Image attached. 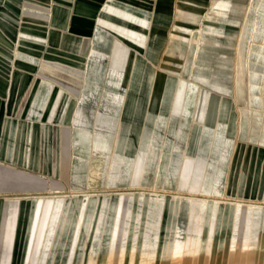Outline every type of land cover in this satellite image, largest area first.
<instances>
[{
  "label": "rangeland",
  "instance_id": "374dc122",
  "mask_svg": "<svg viewBox=\"0 0 264 264\" xmlns=\"http://www.w3.org/2000/svg\"><path fill=\"white\" fill-rule=\"evenodd\" d=\"M36 1L45 7L51 5V0H21V3L30 6ZM131 1L142 3L140 8L148 12L150 22L159 28L154 31V37L150 38L151 30L134 33L119 29L124 33L122 38L135 46L117 42L116 66L111 65L108 45L97 47V50L90 47L87 54L102 56L101 53H106L110 62L98 63L99 59L88 58L82 70L106 72L107 85H111V80L115 79L111 75L116 73L119 82L114 85L123 86L127 91L133 87L130 77L134 65L125 61L127 57L131 54L153 55L150 62L142 64L139 84L152 88L149 109L145 106L144 95L139 96L136 107H131L130 95H107L106 98H118L121 115L116 119L108 99L99 102L95 96H85L79 101L89 107L85 113L89 114L90 125L84 130L92 136L93 149L88 154L87 174L71 179V182L87 184V191L67 188L66 181L57 176L41 177L0 167V264H152L153 260L147 259L146 255L158 250V245L174 241L175 225L178 226L180 246L188 239L204 242L201 223L204 211L195 208L194 200L209 204L221 202L222 207L231 211L239 202L242 206L237 208V214L242 217L251 214L253 221L245 232L242 223L235 222L232 239L239 242L243 234L258 238L261 249L253 242L251 246L256 250L245 256V262L252 264L259 256L264 258V211L259 208L264 206V106L250 103L252 91L248 87L252 78H257L258 83L264 78V48L261 47L264 38L255 35L252 40L249 31L246 32V45L238 40L230 50L212 47L209 39H204L206 44L200 45L198 0ZM103 10L113 20L142 27L133 16L123 20L122 13L117 10L105 7ZM98 24L105 23L99 20ZM48 33L50 37L52 32ZM102 35L107 39L112 37L109 32H102ZM14 39L15 34L11 41L15 54L18 41L14 46ZM63 39L61 36L60 50L67 47ZM21 41L23 44L18 47L17 55L23 45L27 53L37 46L34 40ZM78 51L79 47L76 48ZM239 52L242 58L249 57L250 71L241 79V85L235 80ZM42 64L54 70L64 69L60 64ZM27 65L18 60L0 62V74L8 76ZM172 81L179 86L171 87L166 98L168 105H165L162 94ZM199 85L198 102L189 104L192 91ZM254 93L261 95L264 103V84L260 89H254ZM210 95L209 108L220 105L221 109L212 111L206 122L204 114ZM12 98L0 95V119L4 115L13 116L14 112L7 109ZM227 105L234 111L224 110ZM99 115L106 117L108 125H103L98 117L93 119ZM114 123L120 125L112 126ZM231 123L235 129L240 127L236 129L237 134L236 130L231 132ZM1 129L0 124V137ZM26 129L29 131L28 127ZM16 134L18 138L22 137L23 128H18ZM110 135H114L111 152H100L101 147H108L104 136ZM117 135L123 140L122 158L115 157ZM100 138L101 143L98 142ZM191 167V188L184 192L179 185L186 184ZM114 187L117 189H112ZM251 203L259 207L249 208ZM62 211V221L58 222ZM129 213L131 221L124 226ZM259 219H262L261 223ZM163 220L166 229L160 236L155 226L161 227ZM226 231L231 233L230 228ZM209 232V240L213 241V224ZM217 240L228 242L224 236ZM203 254L199 259L205 258ZM238 256L236 253L235 264L239 261ZM161 262L195 264L196 260L184 257Z\"/></svg>",
  "mask_w": 264,
  "mask_h": 264
},
{
  "label": "crops",
  "instance_id": "0c3cea01",
  "mask_svg": "<svg viewBox=\"0 0 264 264\" xmlns=\"http://www.w3.org/2000/svg\"><path fill=\"white\" fill-rule=\"evenodd\" d=\"M142 5L131 0H51V5L45 7L37 1L29 6L25 2L21 3V0H0V62L12 63L18 60L28 64L19 71L8 73V76L6 73L0 74V95L13 97L7 109L14 112L13 116L4 115L0 119L2 169L48 178L57 176L66 181L64 184L67 188L80 191L89 189L85 183L71 182V179L87 174L92 141V136L84 130L85 126L90 125L89 114L85 113L89 107L79 101L85 96H95L99 102L108 99L113 105L116 119L121 115L118 111V100L106 98L107 95H130L131 107H136L139 96L144 95L145 106L149 109L152 88L139 84L142 64L150 62L153 55L131 54L127 57L125 61L134 64L130 77L133 87L127 91L123 86L114 85L118 83L116 73L111 75L115 77L111 80V85H107L106 72H87L82 68L88 58L99 59L98 63L110 62L106 53H101L104 54L102 56L87 54L88 48L97 50V47H107L113 40V36L110 39L103 37L102 32H108L98 24L99 20L111 26L124 46L134 47L135 44L124 40V33L119 29L131 30L134 33L151 30L150 38L154 37V31L159 28L150 22L148 12L140 8ZM104 7L122 13L123 20L134 17L142 23V27L113 20L107 12H103ZM198 14L201 18L200 45L206 44L204 39H209L212 47H225L230 50L238 40H242V45H246L245 32L254 29V38L255 35L264 38V0H198ZM48 32H52L50 37ZM14 34V46L17 41L26 39L36 41L37 46L31 53L26 52L24 45L19 55L12 53L11 41ZM61 36L63 41H66L65 50H60L59 47ZM100 38L106 39L107 43L101 42ZM78 47L79 51L76 52ZM261 47L264 48V45ZM262 58L264 59V55ZM243 59L244 63L249 64V57ZM42 63L60 64L64 69L54 70ZM130 72L131 67L128 76ZM218 110L217 107L212 109ZM231 110L234 111V108L227 105V111ZM95 117H98L103 125H108L105 116H94L93 119H96ZM118 124L120 125H111ZM20 127L23 128V136L18 138L16 133ZM116 137L115 157L122 158L123 140L118 135ZM104 138L108 147L99 149L107 154L111 152V140L114 135ZM98 142L101 143L102 139ZM106 163L107 161L105 172ZM104 189L108 190L105 187ZM112 189L116 190L117 187Z\"/></svg>",
  "mask_w": 264,
  "mask_h": 264
},
{
  "label": "bare ground",
  "instance_id": "6f19581e",
  "mask_svg": "<svg viewBox=\"0 0 264 264\" xmlns=\"http://www.w3.org/2000/svg\"><path fill=\"white\" fill-rule=\"evenodd\" d=\"M101 27L106 28V31L111 33L113 36V40H112V42H110L109 49H110V56L112 59L111 65L116 66L118 64L117 60H116L117 59L116 56H117V52H118L117 42H120L121 40L119 39V35L113 31V29L111 28V26L109 24H103V25H101ZM253 28H255V27L253 26ZM255 32H256L255 29L251 30L250 36H251L252 40L254 39L253 35L255 34ZM245 34H246V32H245ZM100 41L107 43V40L104 38H102ZM22 44H23L22 41L19 40L17 47L15 49V54L18 52V47L21 46ZM238 54H239V59H238L237 65L235 66L238 70V73L236 74L235 80H236L237 85H241L240 84L241 79H243L245 73L247 75H249L250 71L248 68L249 64L246 62L245 63L243 62L244 59L241 57L240 52ZM260 78H261V76H260ZM118 79H119V77H118ZM125 79L126 78H124V83H125ZM200 82L204 83V80L201 79ZM259 82H260V80H259ZM263 84H264V78L260 83H258L257 78H252V80H250L248 83L249 90L252 91V94H250V97H249L250 103H256L261 107L264 106V103L262 102V96L254 93V89H260ZM174 86H176V88L179 86V85L177 86L176 81H172L171 84L166 85V88H165L166 90L162 94L163 95L162 97L164 99L163 102L166 103L165 105H168L166 98L169 97L168 94H169V92L172 91L171 87L174 88ZM196 86H198V84L195 85V87ZM199 91H200V85H199V87H197V89L194 88V90L192 91L193 92L191 95L192 97L189 98V101H188L189 104H191L193 101H194V104H196L198 102ZM259 93H261V92H259ZM193 96H195V97H193ZM210 99H211V95H210V97H208L207 110L204 114V120L206 122H208V118L211 116V113H212V109L209 108L210 107ZM185 105H187V104H185ZM164 108H166V106ZM217 108L219 109L218 110V112H219L221 109L220 105L217 106ZM226 109H227V106L224 108V110H226ZM259 110H261V109H259ZM225 119H226V116H225ZM226 121L228 122L229 119H227ZM242 123H243V121H242ZM230 128H231V132H233L234 130H236L237 128H240V127H237L235 129L233 127V124L231 123ZM94 131H96V130H94ZM237 131L238 130H236V134H237ZM202 132H203V130H202ZM115 145H116V142H115ZM255 145H256V143H255ZM92 149H93V144L91 142L90 151ZM192 174H193V168L191 167L189 169V171L187 172L186 184L185 185H179V187L182 191L187 192L191 188L190 184H191V180H192ZM10 177H12V176H10ZM242 177L244 178V174L242 175ZM246 178H247V176H246ZM262 194H264V190H263ZM189 198L193 204V199L191 197H189ZM176 199H178V197H175V200ZM194 201L195 202L193 205L195 206V208L199 207V209H201V211H204V218L201 219L202 226H204V242L202 243V242H199L197 240L188 239L187 241H183L182 246H180V244L178 243V240H177L178 239V226L175 225V227H174V241L171 244H167L164 246H163V244L158 245V248H157L158 250L153 251V253L151 255L150 254H147L148 256L146 255L147 259H152L153 260L152 264H161L162 263L161 261H165V260H169V259L170 260H175V259L181 260L184 257L194 258L196 260L195 264H235V254L238 253L239 254L238 260L239 261H237L238 263L237 262L236 263L237 264H248L245 262V256L247 254H252L256 250L253 246H251V244L253 242L258 243V245H259L258 248H259V250L261 249V245L259 244V239L258 238H256V239L250 238V237L246 236L245 234H243L242 237L240 238L239 242H236V240L232 239V230H233V227H234L235 222H236V224L242 223V225L244 227V232H245L246 228L253 221L252 215L246 214L244 217H242L241 215L237 214V208L242 206L239 202L236 203L235 209L233 211H231V209H225V207H222L221 202H214L213 201L209 204L204 200H194ZM248 207L249 208H255V207L258 208L259 205L255 204V203H251L248 205ZM259 208H262L264 211V206H261ZM238 213H239V211H238ZM263 214H264V212H263ZM59 215L60 216H59L58 222H61L62 218H63V211H62V213H59ZM213 217H216V219H214ZM127 219H128V221H127ZM130 219H131V215L129 213V214H127V218H126V221L124 222V226H126L127 223L131 221ZM259 220L261 223L262 219H259ZM122 221H121V223H122ZM211 224H213L215 227V237H214L213 241L209 240V233H210L209 229H210ZM229 228L231 230V233L226 231V229H229ZM165 229H166V226H165L164 220L162 221L161 227L155 226V230L159 233L160 236H161L162 232L165 231ZM7 230H6L5 236H7ZM220 236L226 237L228 239V242L225 243V240H224V242H218L217 239ZM159 241H160V239H159ZM236 243H239V245L237 246ZM141 251H143V250H141ZM203 253L205 254V258L199 259L201 254H203ZM198 260H199V262H197ZM263 261H264V258L262 256H259L255 260V262L252 264H263ZM179 264H180V262H179Z\"/></svg>",
  "mask_w": 264,
  "mask_h": 264
}]
</instances>
